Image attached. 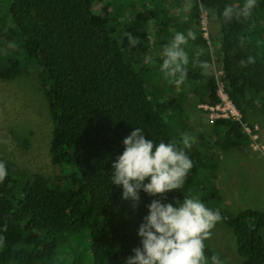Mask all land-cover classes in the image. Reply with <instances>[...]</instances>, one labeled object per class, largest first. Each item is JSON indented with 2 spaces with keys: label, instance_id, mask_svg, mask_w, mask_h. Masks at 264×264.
Masks as SVG:
<instances>
[{
  "label": "trees",
  "instance_id": "obj_1",
  "mask_svg": "<svg viewBox=\"0 0 264 264\" xmlns=\"http://www.w3.org/2000/svg\"><path fill=\"white\" fill-rule=\"evenodd\" d=\"M98 2L100 12L95 10ZM185 3L0 0V80L13 81L32 70L40 75L54 125L51 161L60 170L52 180L7 167L8 176L0 182V237L4 238L0 264H126L134 255L132 250L141 246L138 230L152 200L175 205L185 195L219 210L218 223L233 233L236 250L233 239L230 250L236 258L228 261L227 243L219 245L210 238L205 241L209 264L213 254H219L224 264H264V211L233 214L220 209L216 203L222 198L209 179L216 164L195 146L187 150L193 167L181 190L156 197L141 190L139 205L133 207V201L122 199V186L112 184V163L136 127L156 143L180 140L187 128L181 110L188 85L202 100L208 96L209 103L219 101L212 67L205 76L195 63L201 50L200 60L213 65L210 44L199 29L203 12L210 10L219 22L222 40L216 54L227 93L244 122L248 124L250 111H264V0H257L248 20L229 23L222 17L225 6L241 5L243 0H191V11L181 20L172 10ZM149 24L155 39L151 49L160 63L164 45L176 32L193 30L197 36L183 46L189 55L188 77L178 94L168 91L173 99L164 100L163 87L170 81L162 84V74L157 79V68L147 67L151 61L135 67L147 43L137 57L130 55L135 49L129 48L126 33L143 40L149 35ZM249 55L256 58L255 64L239 67V61ZM156 82L160 89L153 88ZM213 127L216 133L224 132L225 151L250 141L238 122L219 120ZM213 192L218 197H211ZM223 236L229 235L223 230Z\"/></svg>",
  "mask_w": 264,
  "mask_h": 264
},
{
  "label": "rangeland",
  "instance_id": "obj_2",
  "mask_svg": "<svg viewBox=\"0 0 264 264\" xmlns=\"http://www.w3.org/2000/svg\"><path fill=\"white\" fill-rule=\"evenodd\" d=\"M190 2L191 0H186L185 5L172 10V12L181 20H185V15L191 11L192 3L189 4ZM95 10L97 12L102 10L100 2L95 5ZM202 16L199 29L210 44L213 57L212 71L217 85V76L223 70L222 63L216 54L222 35L219 22L210 10L203 12ZM125 19L126 16L123 20ZM148 29L149 35L143 40L138 38L142 43H138L133 48L135 51L131 50L130 55L137 57L141 46L147 43L146 50L141 58L139 54V62L135 67L147 65L151 61L147 67L157 68L158 79L162 74L158 70L161 63L156 58L154 59L155 53L151 49V46L155 44V39L150 24ZM196 48L194 47L193 50ZM157 56L159 55L157 54ZM145 57H150L148 63L143 62ZM164 80L166 79L163 76L162 84ZM167 80L169 81V79ZM167 85L170 86L169 89H166ZM153 88L160 89L158 82L153 85ZM163 88L167 97L171 91H175L177 94L181 91V86L177 88L172 83L165 84ZM170 89L171 91L168 92ZM42 90L41 78L36 70L29 71L27 75L13 81L0 80V161H3L6 167L13 172H23L26 175L42 174L56 180L60 176V170L53 165L50 154L54 125L45 93ZM196 94L198 95L199 92H195L188 85L185 90L186 101L181 110V117L185 119L187 125L184 133L195 138L196 142L193 146L208 154L216 164L215 168L209 172L211 185L216 183L222 198L221 201H217L216 205L233 214H237L241 210L264 211V154H255L250 141L240 147H231L225 151L222 146L225 139L224 132L216 133L218 131L214 130V124L210 123L207 114L201 108L204 103L209 102L208 96L205 97L207 99L202 100L201 96ZM166 96H164V100L173 99L172 96L168 98ZM257 106L261 107L260 104ZM259 109L250 111L246 122L259 127L258 135L261 137V144L264 145V111ZM202 178L204 181L207 180L204 173H202ZM212 196L218 197V194L213 192ZM223 230L230 236L227 241L229 236H223ZM212 238L216 244L227 243L228 261L236 258L235 253L230 250V240L232 239L236 250L235 239L227 227L217 223L212 230Z\"/></svg>",
  "mask_w": 264,
  "mask_h": 264
},
{
  "label": "clouds",
  "instance_id": "obj_3",
  "mask_svg": "<svg viewBox=\"0 0 264 264\" xmlns=\"http://www.w3.org/2000/svg\"><path fill=\"white\" fill-rule=\"evenodd\" d=\"M256 7L257 0H243L241 5L228 4L222 12L223 20L225 23L233 19L248 20ZM126 37L129 48L140 43L131 33H126ZM196 38L193 30H188L187 34L176 32L163 47L159 70L177 88L188 77L189 55L183 46L189 39ZM244 43L245 37L241 36L240 46L243 47ZM201 55V50H197L195 63L202 75L207 76L212 66L201 61ZM149 61L150 57H145L143 62ZM255 62L256 58L249 55L239 61V67L246 68ZM195 142L193 136L182 133L179 141L156 143L145 137L142 128L136 127L123 140L124 151L112 163V184L122 186V199L133 201V207L139 205L141 190L153 197L181 190L193 167L187 150ZM7 176L6 164L0 161V182ZM147 207L149 214L138 230L141 246L132 250L134 255L126 259V264H209L205 241L211 238L215 225L222 220L219 210H213L200 198L189 195H185L182 201L177 199L175 205L153 199ZM3 242L4 238L0 237V245ZM210 261L211 264H224L219 254H213Z\"/></svg>",
  "mask_w": 264,
  "mask_h": 264
},
{
  "label": "built area",
  "instance_id": "obj_4",
  "mask_svg": "<svg viewBox=\"0 0 264 264\" xmlns=\"http://www.w3.org/2000/svg\"><path fill=\"white\" fill-rule=\"evenodd\" d=\"M216 88V96L219 101L216 104L204 103V105L201 106L207 114L210 123L215 124L219 120H229L240 123L243 133L250 139L253 151L255 153L264 154V145L261 144V137L258 135L259 127L254 125L251 126L249 123L247 124L244 122L243 115L227 93L223 70L217 76Z\"/></svg>",
  "mask_w": 264,
  "mask_h": 264
},
{
  "label": "crops",
  "instance_id": "obj_5",
  "mask_svg": "<svg viewBox=\"0 0 264 264\" xmlns=\"http://www.w3.org/2000/svg\"><path fill=\"white\" fill-rule=\"evenodd\" d=\"M255 154H259V153H255Z\"/></svg>",
  "mask_w": 264,
  "mask_h": 264
}]
</instances>
